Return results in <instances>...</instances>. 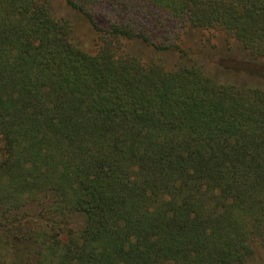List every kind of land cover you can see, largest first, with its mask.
<instances>
[{
	"label": "trees",
	"instance_id": "obj_1",
	"mask_svg": "<svg viewBox=\"0 0 264 264\" xmlns=\"http://www.w3.org/2000/svg\"><path fill=\"white\" fill-rule=\"evenodd\" d=\"M64 1L96 31L97 54L48 1L0 0V264L264 252V63L263 84L221 81L146 30L100 27L97 0ZM132 1L264 62V0Z\"/></svg>",
	"mask_w": 264,
	"mask_h": 264
},
{
	"label": "rangeland",
	"instance_id": "obj_2",
	"mask_svg": "<svg viewBox=\"0 0 264 264\" xmlns=\"http://www.w3.org/2000/svg\"><path fill=\"white\" fill-rule=\"evenodd\" d=\"M50 3L54 14L72 21L75 42L88 54L95 55L99 51L97 33L80 13L71 9L64 0H46ZM95 18L102 28L112 24L129 25L141 31H148L156 43L178 45L191 52L193 61L204 67L207 73L221 81L261 84L262 78L257 71L264 63H253L246 52L232 38L214 31L189 30L181 22L168 18L163 13L150 11L146 16L144 7L135 6L132 0H97ZM144 15V16H143ZM137 53L145 58L151 50L145 45H138ZM179 56L170 54L166 57V65L172 68ZM259 69V68H258ZM258 84V85H259ZM263 84V82H262ZM1 161V154H0ZM255 255L247 264L264 262V252L258 244L255 245Z\"/></svg>",
	"mask_w": 264,
	"mask_h": 264
}]
</instances>
